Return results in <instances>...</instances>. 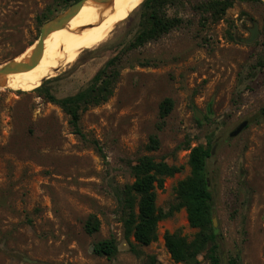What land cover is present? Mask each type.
Instances as JSON below:
<instances>
[{"label": "rangeland", "instance_id": "obj_1", "mask_svg": "<svg viewBox=\"0 0 264 264\" xmlns=\"http://www.w3.org/2000/svg\"><path fill=\"white\" fill-rule=\"evenodd\" d=\"M62 3L0 0V64L34 43L38 15ZM198 20L127 54L114 95L83 113L84 133L99 141L106 158L34 89H0V264H148V255L187 264L173 260L164 239L178 230L194 237L186 209L160 221L159 238L150 245L132 237L134 250L124 239L116 191L134 181L131 165L141 156L166 160L182 167L157 189L158 206L168 210L178 182L191 172V149L207 143L214 146L209 170L223 258L229 264L240 252L244 264H264V72L255 68L264 0H238L206 27ZM139 21L140 6L104 42L46 78L52 92L65 97L86 87L132 40ZM255 24L259 36L249 42ZM168 97L174 109L162 119L160 105ZM245 120L247 127L232 136ZM152 135L160 140L157 150L148 149ZM91 214L102 222L93 235L84 228ZM111 235L119 240L118 255L95 254V243ZM196 264L211 262L201 254Z\"/></svg>", "mask_w": 264, "mask_h": 264}, {"label": "trees", "instance_id": "obj_2", "mask_svg": "<svg viewBox=\"0 0 264 264\" xmlns=\"http://www.w3.org/2000/svg\"><path fill=\"white\" fill-rule=\"evenodd\" d=\"M76 1L78 0H62L63 3L59 7L49 5L37 17L38 30L40 31V27L46 21ZM237 1L144 0L140 5L139 27L132 40L94 74L86 87L75 94L58 97L49 87L52 79H48L34 91L47 101L59 106L69 116V123L74 132L83 139L90 140L99 153L106 158L99 141L88 139L84 133L81 127L82 115L90 107L101 105L114 95L127 54L147 44L158 42L176 30L193 26L195 17H199L198 21L203 27L209 24V20L220 21ZM262 46V52L256 59L255 68L264 72V41ZM149 64L150 61L147 62V65ZM174 105L173 98H165L160 105V117L165 119L173 111ZM262 113L264 114V108H262ZM197 120L201 122L200 119ZM159 148L158 136L152 135L148 149L157 150ZM213 150L212 143L199 144L191 149L189 155L191 172L178 182L175 188V202L168 210L158 206L157 189L164 188L166 178L180 172L182 167L170 164L166 160H158L149 154L141 156L135 164L131 165L134 181L118 187L116 198L123 223L124 239L134 250L135 244L131 240L132 237L141 245H150L159 238L160 221L185 208L189 224L196 228L197 232L193 238L183 235L180 230L165 233V244L173 260L196 264L199 262V256L205 254L211 264H226L220 244V233L213 221L215 196L209 170ZM101 224L100 217L97 214H91L84 228L88 234L93 235L100 231ZM119 251L120 245L116 235L102 239L94 245V252L99 256L114 258ZM148 259V264H163L153 255H148ZM229 264H244L241 253L231 254Z\"/></svg>", "mask_w": 264, "mask_h": 264}, {"label": "bare ground", "instance_id": "obj_3", "mask_svg": "<svg viewBox=\"0 0 264 264\" xmlns=\"http://www.w3.org/2000/svg\"><path fill=\"white\" fill-rule=\"evenodd\" d=\"M143 1L114 0L110 5L87 1L63 29L48 36L40 62L28 71L10 74L6 79L7 87L26 91L39 87L46 78L75 61L82 50L104 42Z\"/></svg>", "mask_w": 264, "mask_h": 264}, {"label": "water", "instance_id": "obj_4", "mask_svg": "<svg viewBox=\"0 0 264 264\" xmlns=\"http://www.w3.org/2000/svg\"><path fill=\"white\" fill-rule=\"evenodd\" d=\"M90 0H78L75 3H72L65 11L56 15L52 19L46 21L40 28V35L37 40L32 43L24 52L21 54L5 61L0 64V89L9 88L6 85V79L10 74L19 73L28 71L34 68L41 60L44 49H45V41L48 36L60 29H63L67 23L81 10L84 4ZM95 3L99 4H108L113 3L114 0H92ZM259 36L258 25L255 24V27L252 30L251 37L249 38V42H253ZM33 47L30 54L28 55V51ZM21 57V60H18ZM49 78V77H48ZM47 80V79H46ZM44 80V81H46ZM42 82V84L44 83ZM41 84V85H42ZM197 116L199 119L203 118V114L200 111H197ZM249 124L248 120L240 123L231 133L232 136H236L243 131L244 128ZM214 225L216 226L217 217L216 214L213 217Z\"/></svg>", "mask_w": 264, "mask_h": 264}]
</instances>
